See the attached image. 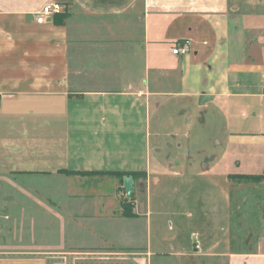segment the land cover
<instances>
[{
  "label": "crops",
  "instance_id": "1",
  "mask_svg": "<svg viewBox=\"0 0 264 264\" xmlns=\"http://www.w3.org/2000/svg\"><path fill=\"white\" fill-rule=\"evenodd\" d=\"M116 172L144 173L131 217ZM241 175H264V0H0V181L50 191L0 264H264V179Z\"/></svg>",
  "mask_w": 264,
  "mask_h": 264
},
{
  "label": "rangeland",
  "instance_id": "2",
  "mask_svg": "<svg viewBox=\"0 0 264 264\" xmlns=\"http://www.w3.org/2000/svg\"><path fill=\"white\" fill-rule=\"evenodd\" d=\"M195 118H192L193 122L191 125V131H195L197 126L201 124H195ZM196 125V126H195ZM202 147L204 148L202 157L207 156L209 150L211 149V139L210 134L211 131L209 129L203 130L202 129ZM207 150H206V149ZM191 153L194 154L195 150L192 148ZM159 178V177H158ZM159 180V179H158ZM36 182L27 183L25 180H18L17 177L11 178L10 181H0V248H9V249H18L20 244L29 243V234L30 230L27 232L24 230L25 225L23 226L24 214L20 211L22 209H50V191L45 188L44 185L38 183L37 186L35 185ZM48 183V182H47ZM168 183V180H165L161 185L160 189L162 190ZM26 185H30V189H26ZM143 185V184H142ZM35 186V187H34ZM173 188L176 190L177 183L175 182ZM33 187V189H32ZM144 187L141 186V194L143 195ZM202 189H207L205 183L202 184ZM25 190V191H24ZM152 195L154 194V184H152ZM25 192H29L31 196L25 194ZM175 199H176V193ZM173 195V196H174ZM132 197L127 198L129 202L124 201L123 205L127 207H131L132 205ZM154 198V196H152ZM209 199V197L207 196ZM34 200V201H33ZM131 201V202H130ZM206 210V209H205ZM203 211V221L205 220L208 222L209 217L214 219V216H208L209 211L207 210V214ZM11 215L10 219L5 220V214ZM26 216V215H25ZM37 218V225H36V239L39 243H46L49 242L50 237V224H49V213L47 211L41 210L35 214ZM223 219L222 216L219 218L218 223H222ZM22 229V230H21ZM27 230V229H26ZM23 231V232H22ZM26 232V233H25ZM25 235V236H24ZM31 235V234H30ZM33 247V246H31ZM16 259L14 258L10 260H6L10 263L5 264H17ZM20 264H33V263H20Z\"/></svg>",
  "mask_w": 264,
  "mask_h": 264
},
{
  "label": "built area",
  "instance_id": "3",
  "mask_svg": "<svg viewBox=\"0 0 264 264\" xmlns=\"http://www.w3.org/2000/svg\"><path fill=\"white\" fill-rule=\"evenodd\" d=\"M62 11L63 8L60 3L58 2L46 3L39 9L38 12H36L33 15L34 23L40 25L47 21H51L54 15ZM189 48H190V41L182 40L172 45L171 52L173 55L183 56L189 52Z\"/></svg>",
  "mask_w": 264,
  "mask_h": 264
},
{
  "label": "trees",
  "instance_id": "4",
  "mask_svg": "<svg viewBox=\"0 0 264 264\" xmlns=\"http://www.w3.org/2000/svg\"><path fill=\"white\" fill-rule=\"evenodd\" d=\"M72 174H76L75 172H71ZM113 175H116L120 178L126 177V176H130L133 178L136 177H143L144 173H140V172H116V173H111ZM234 179L238 180L239 182H259L260 180L264 179V175H259V176H234ZM122 215L124 217H131L132 216V206L131 207H127L125 205H123V212Z\"/></svg>",
  "mask_w": 264,
  "mask_h": 264
},
{
  "label": "water",
  "instance_id": "5",
  "mask_svg": "<svg viewBox=\"0 0 264 264\" xmlns=\"http://www.w3.org/2000/svg\"><path fill=\"white\" fill-rule=\"evenodd\" d=\"M123 189L126 196L130 198L133 192L132 177L126 176L123 178Z\"/></svg>",
  "mask_w": 264,
  "mask_h": 264
}]
</instances>
